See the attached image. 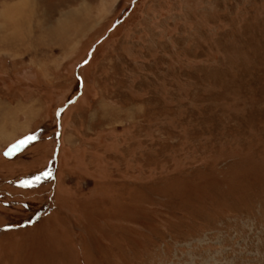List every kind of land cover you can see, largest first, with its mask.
Wrapping results in <instances>:
<instances>
[{
    "label": "rangeland",
    "instance_id": "rangeland-1",
    "mask_svg": "<svg viewBox=\"0 0 264 264\" xmlns=\"http://www.w3.org/2000/svg\"><path fill=\"white\" fill-rule=\"evenodd\" d=\"M0 264H264V0H0Z\"/></svg>",
    "mask_w": 264,
    "mask_h": 264
},
{
    "label": "bare ground",
    "instance_id": "bare-ground-1",
    "mask_svg": "<svg viewBox=\"0 0 264 264\" xmlns=\"http://www.w3.org/2000/svg\"><path fill=\"white\" fill-rule=\"evenodd\" d=\"M8 8V7H7ZM11 10V9H10ZM16 27V26H15Z\"/></svg>",
    "mask_w": 264,
    "mask_h": 264
}]
</instances>
